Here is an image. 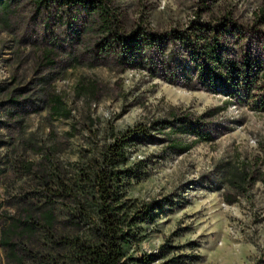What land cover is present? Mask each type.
<instances>
[{
    "label": "rangeland",
    "instance_id": "rangeland-1",
    "mask_svg": "<svg viewBox=\"0 0 264 264\" xmlns=\"http://www.w3.org/2000/svg\"><path fill=\"white\" fill-rule=\"evenodd\" d=\"M108 3L126 31L141 23L154 32H192L194 20L215 27L227 15L237 28L228 27L219 40L230 49L223 51L224 57L239 60L247 52L264 61V0ZM12 8L7 24L0 21V169L8 171L19 160L43 162L50 150V159L63 172H71L72 163L97 153L110 141L111 132L119 134L151 118L169 119L171 113L188 115L191 122L201 121L197 130L208 131L211 141L194 143L182 153L165 151L166 143L128 150V164L140 165L143 176L127 188V197L169 198L175 204L172 211L142 224V240L127 254L157 253L167 244L175 249L156 264L194 254L199 260L186 264H264V83L250 84V74L243 70L227 91L206 88L198 80L197 65L202 62L189 60L188 42L170 45L166 73L179 74L187 67L192 81L181 76L166 80L158 69L155 75L148 68L121 70L110 59L94 55L100 37L88 32V18L79 8L58 10L37 0H12ZM153 62L158 64L159 58ZM55 95L68 117L51 113ZM195 137L177 139L190 144ZM229 164H246L255 176L235 196L222 182ZM7 175L0 180V227L11 217L20 218L24 197H35L39 188L29 174ZM226 195L234 200L228 202ZM189 242L199 247L191 249Z\"/></svg>",
    "mask_w": 264,
    "mask_h": 264
},
{
    "label": "trees",
    "instance_id": "trees-1",
    "mask_svg": "<svg viewBox=\"0 0 264 264\" xmlns=\"http://www.w3.org/2000/svg\"><path fill=\"white\" fill-rule=\"evenodd\" d=\"M37 2L58 10L64 7L82 10L88 18V32L96 31L100 37L94 55L110 59L121 70L148 68L155 75L158 69L166 80L174 81L181 76L192 81L187 67H183L179 74L166 73L167 58L172 52L170 45L182 46L188 42L189 60L202 62V67L197 65L201 70L198 80L206 88L214 92L227 91L230 85L236 84L243 70L250 74V84L264 83V61L260 56L253 57L244 52L239 60L224 57L223 51L228 47L220 46L219 40L228 33V27L230 30L237 28L227 15L219 18L215 27L194 20L192 25L196 27L192 32L177 29L154 32L142 27L141 23L126 31L120 27L108 0ZM13 12L12 0H0L2 23L6 25ZM50 54L48 50L45 57ZM173 54L179 57L176 51ZM177 57L174 61L177 60L176 66L180 67ZM153 58H159L158 64ZM44 83L48 81L44 80ZM41 90L45 93L46 85ZM51 102L52 114L69 116L59 96H53ZM199 122H191L188 115L171 113L169 119L151 118L136 122L119 134L111 132L110 141L97 153L85 161L72 163V173L63 172L60 165L50 159V150L43 162L19 160L8 171L5 167L0 169V180L7 179L8 173L29 174L39 187L35 197H24L20 218L11 217L0 227V264H156L169 256L175 247L167 244L161 245L157 253L127 254L131 245L141 242L142 224L151 223L159 215L172 211L175 204L169 198L145 201L127 197V188L143 176L140 165L132 167L128 164V150L137 145L166 143L165 151L182 153L194 143L212 140L208 131L197 130ZM185 134L196 137L190 144H184L177 136ZM254 181L255 176L246 164H229L224 168L222 182L231 195L244 192ZM234 196L228 198L226 195V200L232 202ZM187 246L196 249L199 244L189 242ZM198 260L199 256L195 254L176 255L167 259L165 264L195 263Z\"/></svg>",
    "mask_w": 264,
    "mask_h": 264
}]
</instances>
